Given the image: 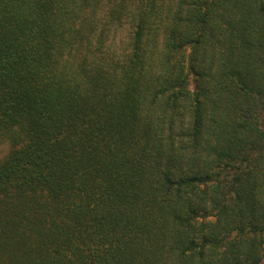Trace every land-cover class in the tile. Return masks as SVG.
<instances>
[{
	"label": "trees",
	"instance_id": "trees-1",
	"mask_svg": "<svg viewBox=\"0 0 264 264\" xmlns=\"http://www.w3.org/2000/svg\"><path fill=\"white\" fill-rule=\"evenodd\" d=\"M0 264H264V0H0Z\"/></svg>",
	"mask_w": 264,
	"mask_h": 264
},
{
	"label": "rangeland",
	"instance_id": "rangeland-1",
	"mask_svg": "<svg viewBox=\"0 0 264 264\" xmlns=\"http://www.w3.org/2000/svg\"><path fill=\"white\" fill-rule=\"evenodd\" d=\"M9 149V142L0 140V158L3 157Z\"/></svg>",
	"mask_w": 264,
	"mask_h": 264
}]
</instances>
